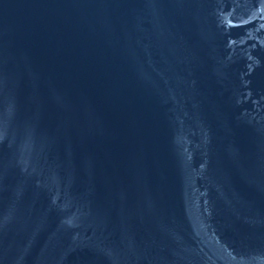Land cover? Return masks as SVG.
Wrapping results in <instances>:
<instances>
[{
	"label": "water",
	"instance_id": "obj_1",
	"mask_svg": "<svg viewBox=\"0 0 264 264\" xmlns=\"http://www.w3.org/2000/svg\"><path fill=\"white\" fill-rule=\"evenodd\" d=\"M0 264H264V0H0Z\"/></svg>",
	"mask_w": 264,
	"mask_h": 264
}]
</instances>
